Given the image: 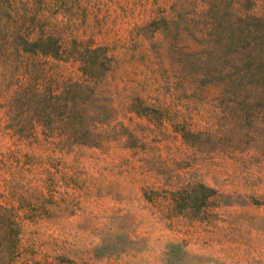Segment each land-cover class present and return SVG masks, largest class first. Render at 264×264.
<instances>
[{
    "label": "rangeland",
    "instance_id": "obj_1",
    "mask_svg": "<svg viewBox=\"0 0 264 264\" xmlns=\"http://www.w3.org/2000/svg\"><path fill=\"white\" fill-rule=\"evenodd\" d=\"M253 22L264 0H0V264H264V106L212 69Z\"/></svg>",
    "mask_w": 264,
    "mask_h": 264
},
{
    "label": "trees",
    "instance_id": "obj_2",
    "mask_svg": "<svg viewBox=\"0 0 264 264\" xmlns=\"http://www.w3.org/2000/svg\"><path fill=\"white\" fill-rule=\"evenodd\" d=\"M241 18L239 19L243 22L246 20H258V18L254 16L247 15H244V17L242 19ZM161 20L164 22L167 21L166 18H162ZM229 37L231 38V43L233 42L234 45L237 44V46H248L249 48L243 52H238L241 57L233 65L230 64L229 66H226L225 62L223 61L224 63L219 62L214 68L212 67V69L217 70L218 73H223L226 69H231L233 73L229 80H224L225 78L220 79L224 81V85L230 86L232 88V96L226 101L227 109L234 112L237 111L236 113H240V116L241 114H244L245 120H248L249 117H254L256 112L260 111L261 105L264 106V30L260 28L257 23L253 22L252 25L248 27L239 26ZM51 44L53 43L51 42L50 38H38L29 44V48L26 44L21 48L26 52L31 50L36 52L39 50L41 53L46 55L53 53V50L50 48ZM56 48L57 47H55V53H57ZM94 49L96 50V48ZM209 55L211 56L212 54L209 53ZM243 56L244 58H242ZM80 61L81 63L79 65V69L85 76L88 75L90 78H92L93 76L88 70L89 63H84L82 60ZM209 64L210 62H206V65ZM211 77L212 76L204 75L202 77V82H211ZM252 86L254 88H260V94H257L258 96L255 95L252 97L248 94H242V92H247ZM249 121L250 120H248V122ZM177 131H179L182 137L185 139L187 137L195 136L201 133V131L191 132L185 128H177ZM202 187L213 192V190H211L209 187H205L203 185Z\"/></svg>",
    "mask_w": 264,
    "mask_h": 264
}]
</instances>
